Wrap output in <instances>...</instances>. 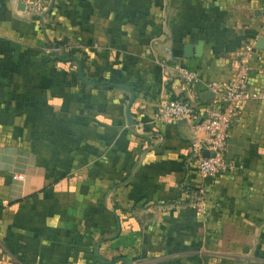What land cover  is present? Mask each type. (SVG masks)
I'll use <instances>...</instances> for the list:
<instances>
[{
    "label": "crops",
    "instance_id": "1",
    "mask_svg": "<svg viewBox=\"0 0 264 264\" xmlns=\"http://www.w3.org/2000/svg\"><path fill=\"white\" fill-rule=\"evenodd\" d=\"M53 3L44 31L0 0V264H264V98L240 104L225 147L238 166L212 180L192 167L189 122L153 118L183 96L172 66L227 81L248 44L264 93V0ZM48 35L84 64L48 61ZM182 188L203 191V214Z\"/></svg>",
    "mask_w": 264,
    "mask_h": 264
},
{
    "label": "built area",
    "instance_id": "2",
    "mask_svg": "<svg viewBox=\"0 0 264 264\" xmlns=\"http://www.w3.org/2000/svg\"><path fill=\"white\" fill-rule=\"evenodd\" d=\"M11 1L14 5L19 3L23 5L25 10L45 19L42 22V27L47 25L46 19L51 18L47 10L53 0ZM51 38L48 35L41 46V51L45 56L59 55L72 48L70 44L63 47L45 44ZM252 49L251 44L246 45V56L234 60L237 73L227 81H204L192 69L178 65L172 66L174 76L179 84V90L183 93V96L162 98L157 103L153 115L154 120L172 124L177 123L179 120L189 122L191 127L189 155L192 159L194 172L201 180L216 179L238 166L234 160L225 155L226 139L231 124L235 121L242 102L247 99L260 100L264 98L263 92L253 89L249 84V58ZM170 60V52L167 51L158 63L164 69L170 64ZM196 85H201L200 90L195 89ZM200 91H209L212 95L209 99L200 100ZM203 151L207 152L206 156L202 154ZM20 177L21 175L14 176V178ZM181 194L186 205L199 214L205 212L203 205L204 193L201 189L182 188Z\"/></svg>",
    "mask_w": 264,
    "mask_h": 264
},
{
    "label": "trees",
    "instance_id": "3",
    "mask_svg": "<svg viewBox=\"0 0 264 264\" xmlns=\"http://www.w3.org/2000/svg\"><path fill=\"white\" fill-rule=\"evenodd\" d=\"M55 6H56L55 3H52L51 6H50V8L47 10V12L51 16L54 15ZM46 28H47V31L50 29L48 23H47V25H44V27H43L44 31H46L45 30ZM45 44L63 47V46H66L67 45V42H65V40L55 39V38L52 37L51 40L50 41H46ZM44 57L48 61H51V62H61V61H73V60H75V61L81 62L82 65L84 64V62L86 60L85 54L82 53V51H80V49L78 50V49H76L73 46L67 52H63V53H61L59 55H54L52 57H48V56H45L44 55ZM171 97L176 98V97H180V96H176V97L175 96H171Z\"/></svg>",
    "mask_w": 264,
    "mask_h": 264
},
{
    "label": "water",
    "instance_id": "4",
    "mask_svg": "<svg viewBox=\"0 0 264 264\" xmlns=\"http://www.w3.org/2000/svg\"><path fill=\"white\" fill-rule=\"evenodd\" d=\"M256 41H257V43L255 46L258 47L259 46L258 44H260L262 42V40L257 39ZM182 54L186 58L191 57L192 55H199L200 54V42H198L197 45H195V46H192L191 44H185L183 47V53ZM77 63H78V70L80 71V63L79 62H77ZM79 76L81 77L80 74H79ZM115 86H119V85H115ZM211 95L212 94L209 91H205V92H201L199 94V98L201 100H206V99H209L211 97ZM132 98H133V94H132V92H130V97H129L128 102L126 104V110H125L127 123H130V124H131V119L129 118L127 109L129 107V104H130ZM179 121L182 122L183 120H179ZM202 154L206 156L207 152L203 151Z\"/></svg>",
    "mask_w": 264,
    "mask_h": 264
}]
</instances>
